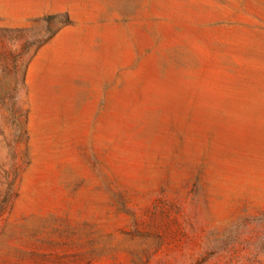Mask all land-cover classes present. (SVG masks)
<instances>
[{
	"label": "rangeland",
	"instance_id": "obj_1",
	"mask_svg": "<svg viewBox=\"0 0 264 264\" xmlns=\"http://www.w3.org/2000/svg\"><path fill=\"white\" fill-rule=\"evenodd\" d=\"M0 264H264V0H0Z\"/></svg>",
	"mask_w": 264,
	"mask_h": 264
}]
</instances>
